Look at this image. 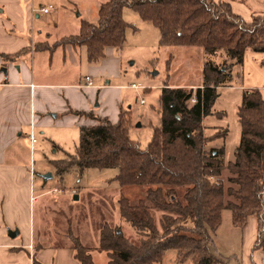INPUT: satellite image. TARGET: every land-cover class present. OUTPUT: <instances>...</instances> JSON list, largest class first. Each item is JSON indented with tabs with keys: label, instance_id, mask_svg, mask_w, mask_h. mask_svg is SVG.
Returning a JSON list of instances; mask_svg holds the SVG:
<instances>
[{
	"label": "trees",
	"instance_id": "obj_1",
	"mask_svg": "<svg viewBox=\"0 0 264 264\" xmlns=\"http://www.w3.org/2000/svg\"><path fill=\"white\" fill-rule=\"evenodd\" d=\"M132 9L160 31V46L190 47L209 54L225 51L242 64L251 49L264 53V17L246 22L226 1L216 0H108L99 9L96 24L82 21L78 35L54 45L36 44L13 55L0 54L4 64L17 63L32 51L53 52L59 46L84 47L87 61L96 64L105 50L123 48L129 24L124 11ZM230 66L207 62L203 84L194 89L165 85L160 97L161 126L154 128L146 149L130 138L129 120L121 109L117 123L92 114L97 125L82 126L75 155L52 162L63 177L72 169H117L114 179L122 188L144 187L137 205L127 197L119 201L122 219L141 235L135 244L119 228H102L98 250L109 264H160L170 250L179 260L193 264H217L207 245L222 224V212L230 210L233 224L245 229L255 217L258 235L253 252H264V99L258 90L246 91L238 108L241 141L234 161L219 156L225 148L208 151L206 144L224 140L205 137L204 119L213 115L219 89L226 87ZM75 113V112H71ZM221 114H219L220 116ZM162 214L157 223L156 213ZM75 259L95 264L92 249L73 239ZM33 264H42L33 257Z\"/></svg>",
	"mask_w": 264,
	"mask_h": 264
},
{
	"label": "rangeland",
	"instance_id": "obj_2",
	"mask_svg": "<svg viewBox=\"0 0 264 264\" xmlns=\"http://www.w3.org/2000/svg\"><path fill=\"white\" fill-rule=\"evenodd\" d=\"M107 1L31 0L29 4H34L37 10L35 14L41 17L37 18L30 14L27 18V15H24L20 22L15 21V27H18L16 33L20 39L28 43L47 41L49 38L45 34L48 33L49 43L53 44L64 37L77 34L79 28L75 22L82 20L96 22L97 8L99 10ZM231 2L234 4V12L246 22L255 16H264V1L262 3L259 0H231ZM45 6L49 8V14L41 11ZM124 19L130 27L127 31L126 44L123 48L114 49L117 62L106 68V78L99 76L92 78L97 90L82 91L80 97H75L74 105L69 103L65 105L73 110L95 111L88 114L97 118L106 117L112 123H117L120 110H125L130 123V138L142 149H146L152 141L154 128L161 126L159 110L163 87L169 85L196 90L203 84V70L207 62L218 66L226 64L230 66L229 80L226 87L218 91L219 97L212 110L213 115L204 119V135L209 138L221 135L227 130L226 139L207 143L205 149L215 152L225 148V155H220L219 159L225 164L233 162L241 141L238 108L242 96L246 91L258 90L264 99V53L248 49L243 63L237 64L225 51L213 55L198 48H163L160 46V31L150 22L141 19L136 11L126 9ZM28 25L32 27L31 35L25 34ZM68 46L66 50L63 47L57 50L51 64L49 52L37 53L33 59L31 56L25 59L30 68L35 67L37 80L47 77L45 81L56 84L66 82L75 74L77 79H84L88 75L87 66L90 63L85 58L86 49H77L76 60L79 61L74 64ZM109 61L110 58L106 59L105 63L102 61L100 63L104 66ZM4 69L7 68L5 66L1 68ZM72 79L73 77L69 80H75ZM76 82L75 80L74 83ZM102 85L107 88L102 90L100 87ZM133 85L138 86V89H134ZM73 110L74 116L66 117L61 113H54L56 118L52 125H39L34 128L35 143L31 142V132L23 131L18 146L21 154L11 156V159L29 167L33 174L34 190L36 194L41 195L39 203L34 206L37 248L40 245L72 248L73 239H77L80 244L92 249L95 264H109L107 253L98 250L102 228L105 225L113 229L119 228L127 239L138 244L141 235L122 219L119 201L121 197H127L132 205H137L139 199L145 196L146 188H122L114 180L118 175L117 169H86L82 172L72 169L63 177L57 174L52 162L76 154L80 141V126L98 124L92 115L88 118L78 116L76 115L78 111ZM161 217L162 214L157 212V223H160ZM243 234L244 230L233 224L232 212L224 210L222 224L212 236L214 245H207L217 264H243L244 255L247 264H258L255 255L259 251L253 252V242L249 247L246 246ZM249 234L255 236L256 240L258 235L256 222L254 232L249 229ZM31 245L34 247L30 252L33 259L37 248ZM160 264L193 262L192 260L181 262L179 252L170 250Z\"/></svg>",
	"mask_w": 264,
	"mask_h": 264
},
{
	"label": "crops",
	"instance_id": "obj_3",
	"mask_svg": "<svg viewBox=\"0 0 264 264\" xmlns=\"http://www.w3.org/2000/svg\"><path fill=\"white\" fill-rule=\"evenodd\" d=\"M216 1L230 3L234 11V4L231 0ZM263 1L259 0L262 3ZM29 2L31 0H0V54L13 55L40 43H47L52 46L63 39L50 44V34L48 33L45 36L49 39L44 42L28 43L19 38L16 33L18 27H15V21L20 22L24 19V15H27L28 18L30 14L37 18L41 17V15L35 14L37 10L34 8V4L30 5ZM97 11L99 13L98 8ZM98 19L99 15L97 21L93 24H96ZM82 21L75 22L79 28L78 33L80 32ZM25 30V34H32V27H29V25ZM78 33L69 36L78 35ZM62 47L66 50L67 46H59L53 52L32 51L17 63H10L7 66L0 58V264H33L29 246L33 244L36 248L38 247L35 233L37 223L34 217V206L39 203L41 195L36 194L34 190L33 174L29 167L11 159V156H20L21 154L18 146L21 143L20 137L23 135V131H30L31 136L34 133V128L39 125H52L53 120L56 118L54 113H61L64 116L66 115V117H71L73 109L66 106L65 103L74 105L75 97H80L82 91L97 90L92 78L94 76L106 78V68L112 67L113 63L117 62L114 48L109 47L105 50V57L101 60L102 63H105L106 59L110 58L108 64L103 66L100 63L101 61L95 65L88 64V75L84 79H77L76 74L74 75L76 78L73 75L70 77L77 81V85H74L76 84L74 83L75 80L72 79L73 81H70V78L66 82L56 84L45 81L47 77L37 80L35 67L30 68L25 59L29 56L33 59L37 53L49 52L51 64L53 56ZM68 48H70L71 60L75 62L74 64H77V61H79L76 60L77 49L84 47L68 46ZM85 58L87 59V52H85ZM66 62L67 58L65 56L64 63ZM50 64L49 66H51ZM17 65L19 66L16 68ZM4 66L7 69L1 70ZM45 75L47 76L48 74ZM87 77L92 79V86L87 87V82L85 81ZM100 87L102 90L107 88L104 85ZM73 111L95 113V111L89 109L87 111L76 109ZM82 126L90 125L82 124L80 128ZM255 222L257 223L256 218L250 217L247 226L243 229V238L248 247L252 242H255V236L249 234V229L254 232ZM16 231L19 234L12 238L10 232ZM209 244L214 245L213 238ZM262 253L264 254L263 251H259L255 255L258 264H264ZM33 257L42 264H80L75 259V253L71 248L40 245L35 250ZM243 264H247L245 255Z\"/></svg>",
	"mask_w": 264,
	"mask_h": 264
},
{
	"label": "built area",
	"instance_id": "obj_4",
	"mask_svg": "<svg viewBox=\"0 0 264 264\" xmlns=\"http://www.w3.org/2000/svg\"><path fill=\"white\" fill-rule=\"evenodd\" d=\"M41 11H42L44 14H48V13L50 12L49 8H42ZM85 81L87 82V87H88V86H92V79H91L90 77H87V78L85 79ZM132 87H133L134 89H138V86H136V85H133ZM30 138H31V142H32V143H35V142H36V139H35V137H34L33 134L30 136ZM29 249H30V252H31V251H33L34 247H33L32 245H30V246H29Z\"/></svg>",
	"mask_w": 264,
	"mask_h": 264
},
{
	"label": "water",
	"instance_id": "obj_5",
	"mask_svg": "<svg viewBox=\"0 0 264 264\" xmlns=\"http://www.w3.org/2000/svg\"><path fill=\"white\" fill-rule=\"evenodd\" d=\"M47 178H48V176L46 175V176H45V179H47ZM76 199H78V197H76ZM18 234H19L18 231H16V232H10V236H11L12 238L16 237Z\"/></svg>",
	"mask_w": 264,
	"mask_h": 264
}]
</instances>
